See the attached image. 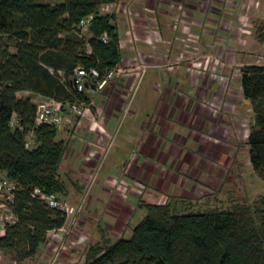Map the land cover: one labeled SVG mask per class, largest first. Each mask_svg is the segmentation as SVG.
I'll return each instance as SVG.
<instances>
[{
	"label": "trees",
	"instance_id": "obj_1",
	"mask_svg": "<svg viewBox=\"0 0 264 264\" xmlns=\"http://www.w3.org/2000/svg\"><path fill=\"white\" fill-rule=\"evenodd\" d=\"M110 2L0 0V175L16 184V222L0 234V251L16 262L37 254L65 221L63 212L31 192L65 194L58 169L68 143L56 137V124L37 123L36 103L17 93L61 101L65 113L74 101L88 102V92L73 86L74 70L89 75L94 69L101 76L120 62L114 15L100 12ZM86 15L91 22L83 37L78 25ZM239 83L252 113L248 161L264 181V65L241 66ZM142 207L146 213L130 237L90 243L73 264H264V196L181 213L169 203Z\"/></svg>",
	"mask_w": 264,
	"mask_h": 264
},
{
	"label": "crops",
	"instance_id": "obj_2",
	"mask_svg": "<svg viewBox=\"0 0 264 264\" xmlns=\"http://www.w3.org/2000/svg\"><path fill=\"white\" fill-rule=\"evenodd\" d=\"M253 3L255 5L251 6ZM108 6L107 11L114 15L120 52L119 64L123 72L111 80L107 84L109 86L101 89L100 104L92 106L96 108L95 117L102 118L104 123L109 118L106 113L110 115L112 110H122L125 89L134 84L137 72L142 69L140 58L158 59L167 56L180 61L177 58L187 52L188 66L195 60L202 66V60L194 58V55L199 57L202 52L203 55L218 52L215 55L221 60L215 65L217 70L212 77L196 73L195 66L189 72V68L184 65L183 69L179 68L175 72L174 83L171 74L164 77L165 89L156 102L149 94L144 107V122L138 130L132 129V145L136 153L131 155L132 161L124 173L120 166L116 169V177L120 178L123 173L124 178H127L121 182L122 188L117 186L116 193L130 191L138 199L137 206L159 203L162 195L166 200H163L164 203L171 205L177 203L176 200L181 203L191 198L215 195L222 190V184L234 185V180H241L238 169L243 166L240 165L234 172L236 165H233L244 161L247 166L249 161L248 156L244 159L237 157V134L243 126L241 121H247L251 117V110L241 94L240 67L264 65L247 62L252 60L246 54L254 47L258 48V53L264 52V0H111ZM253 20H259L254 27L255 39L249 35ZM119 22L124 24L121 33ZM174 33L180 36H174ZM153 44L158 48L150 47ZM259 58L261 60L264 57ZM212 60L210 62L214 66ZM235 63V69L239 72L237 79L234 76L228 77L232 71L231 64ZM154 89L155 87L151 88V93ZM19 93L28 94L22 91L17 93L18 96H27ZM242 109L246 111L243 112ZM77 122L72 123L76 124L75 128H67L71 135L67 137L69 143L64 154L68 165L65 168L66 174L71 172L74 176L84 174L83 169L77 163L75 165L78 153L82 152V156L98 153L100 149L97 142L101 137L95 138L92 132L95 131L94 122L93 126L88 122L77 125ZM74 133L81 134L84 139H75ZM247 133L248 130H245L246 137ZM83 162L85 165L87 157ZM70 163L73 166L71 168ZM74 189L79 192V184H75ZM71 197L68 194V198ZM109 199L107 203H100L103 207L101 214L96 210L98 205L95 204L92 215L96 218L103 216V231H107L110 237L106 232L102 234L98 230L89 234V228L85 234L79 232V235L83 234L82 239L86 238L87 245L101 239L110 242V238H118L124 228L134 201L129 203L126 201L129 200L128 197L121 199L115 195ZM108 214L112 215L111 218L106 216ZM81 223L80 228L85 231V223ZM113 226L120 230L113 229ZM79 238L78 236L72 241L71 245L77 246L76 243L83 241ZM47 254L41 248L37 254L24 261L26 264H44L48 259ZM73 256L69 251V254L62 256L63 263L76 261ZM20 262H16L10 252L0 251V264Z\"/></svg>",
	"mask_w": 264,
	"mask_h": 264
},
{
	"label": "rangeland",
	"instance_id": "obj_3",
	"mask_svg": "<svg viewBox=\"0 0 264 264\" xmlns=\"http://www.w3.org/2000/svg\"><path fill=\"white\" fill-rule=\"evenodd\" d=\"M39 1H46V2H51L53 0H39ZM234 2L237 0H233ZM255 4L253 3L251 6H254ZM107 6H102L100 8V12H109L107 11ZM111 6V5H109ZM108 6V7H109ZM245 9V8H244ZM250 21V18H249ZM259 20H253L251 23H253L252 27L250 26V33L249 35L252 37V39H255V34H254V27L257 25ZM114 23V22H113ZM120 24V25H119ZM124 25V24H123ZM121 22L118 23V28L121 33V29H123V26ZM122 26V28H121ZM174 36L179 37L180 34L174 33ZM190 37L191 34H189ZM188 36V37H189ZM255 42V40H252ZM256 43V42H255ZM257 45V44H256ZM150 47H157L156 44L150 45ZM158 48V47H157ZM12 50V49H11ZM123 49H121L122 51ZM153 51V50H152ZM186 52V51H185ZM124 50L122 51V54H124ZM203 53V52H202ZM202 53H199V57H196L197 55H194V58L202 60L203 64L202 66H199L198 63H196V60L194 61L193 64H190L188 66V61L187 59L188 55L186 53H182L177 59L179 60H172V58H167V56L160 57L158 59L155 58H140L142 61V69H140L137 72L136 76V81L130 88L125 89L126 92H124L125 96V102L123 104L122 110L120 112H117L116 110H112L111 114H105L108 116V120L106 123H104L103 119L100 117H92L89 112L87 114H84L81 116H75L71 113L66 114L65 119H63L60 123L57 124V138H63L68 140V136H70V131L68 132V127H76L75 125H72V123H76L77 125H81L80 123L82 122L83 124H87L89 120V124L93 126V121L95 120L97 125L94 127L95 131H92L96 136L100 137L97 146L100 150H98V153L96 152L94 155H89L86 154L82 156V152L78 153L77 155V162H75V165L77 163V166L80 167L82 172L84 174H79V175H72V174H66V166L67 165V160L64 159L65 155L62 157V160L59 164V169H58V174L60 178L64 181V192L65 194L60 195V199L63 201H68L72 205H81V209L78 212V218L76 219V225L73 226L69 234L66 237L65 243H64V248L59 251L58 256L55 257L54 262L52 264H73L76 262H79L83 260V254L84 250L87 246V243L85 242L86 238L82 239L81 237L83 234H85L86 230H91L89 231V234H92V231H99L102 234L105 232L108 235L107 231H103L104 229V224L102 223L104 221L103 216H100L99 218H96L92 215L93 213V206L95 204L98 205V208L96 209L97 211L100 212L101 214V209L103 208L100 203L102 202L107 203L109 201L110 197L112 195L118 196L121 199H124V197H128L127 202L131 203L132 200L134 201L132 203L133 207L129 213L127 221H125L124 228L120 232V236L124 238H128L131 235V229L143 218L145 215L146 211L142 206H137L138 199L134 198L133 193L130 191L124 192L117 194V186L121 187V182L126 181L127 178H124L123 173L128 169V165L131 163L132 160H130L131 155L136 153V151L133 149L132 142L134 141L132 129H139L140 125L144 122L145 119V105L147 103V99L152 97L154 99V102L159 99V97L163 94V91L165 89L164 83V77L169 73L172 75V83L176 81V76L175 72L179 68H184V65H186L189 68V72L191 69L195 66L196 73H201L202 76H207L212 77V74H215V65L219 63L221 60H219L215 55L217 53H212L213 55H210L211 53H208L209 55H203ZM155 55V53H153ZM248 56V59L252 61H247V62H252V63H264V58L260 60L259 57H264V52L258 53V48H250L249 51L246 53ZM173 56L176 57L175 54ZM212 56V57H211ZM170 57H172L170 55ZM187 57V58H186ZM216 59H215V58ZM161 59V60H160ZM168 59V60H166ZM170 59V60H169ZM213 59V65L210 60ZM164 60V61H163ZM185 61V62H183ZM187 63V64H184ZM237 64H231V69L232 71L230 72V76L237 79V75L239 74L238 70L235 69ZM240 67V66H238ZM235 69V71H234ZM123 70V69H122ZM228 78L227 76H225ZM219 78V77H218ZM156 82V84L154 83ZM168 83V82H166ZM109 86V85H107ZM153 92L151 93V88H154ZM150 91V93H149ZM23 95H27L28 97L33 100L35 103L41 102L43 98H40L38 95H34L31 93H19ZM89 103L93 106L95 104H100L101 99V94L102 91L98 90L95 92L89 91ZM91 99V100H90ZM236 98H234L235 100ZM233 100V99H232ZM246 103L249 102L246 99H243ZM90 107L89 110L92 112L93 116H95V107ZM251 110V109H250ZM243 111V109H242ZM246 109L243 111L245 112ZM248 111V110H247ZM242 112V113H243ZM252 114V113H251ZM90 115V116H89ZM243 115V114H242ZM245 116V115H244ZM249 120L247 121H241L243 123V126H241L239 133L237 134V146L236 150H238L237 157L238 159H244L246 156H248V147L246 144V135L244 134V131L248 130L249 124L252 120V115L251 117H248ZM86 119V120H85ZM98 125H100L102 128H100ZM93 128V127H92ZM68 133V134H67ZM108 133V134H106ZM75 139L78 138H83L81 134H76L74 133ZM93 136V135H92ZM27 142L28 146L32 145V136L28 134L27 136ZM69 143V142H68ZM120 144V145H119ZM80 145V144H79ZM68 147V145H67ZM181 148V147H180ZM87 157V162L84 165L83 159ZM76 158V159H77ZM133 158V157H132ZM73 162V165H74ZM238 163V164H237ZM236 165V166H235ZM240 165L243 167L240 169ZM73 167L71 163L69 164V168ZM120 166L121 170L123 173L122 176L116 177V169ZM233 171L236 172L239 167L238 171L241 174V180H234L235 183L234 185L232 184H222V190L220 192H217L215 195H208L206 198L199 197L198 198H191L186 200L185 202L182 201L181 203L180 200H176L175 202L171 204V207L174 209L176 212H183L185 211L184 209L186 207H189L187 209L190 210H196V209H203L205 207H212V206H218L222 208H226L232 205V203L235 202H248L251 203L255 201L256 199L263 197L264 196V181L252 170L250 163L245 164V162L240 161L236 162L233 167ZM2 174V172H0ZM234 175V173H233ZM1 176V175H0ZM240 178V177H239ZM140 179V178H139ZM232 179L234 177L232 176ZM75 184H79L80 191H76L74 189ZM122 188V187H121ZM68 194H70L72 197L69 199ZM112 194V195H111ZM133 195V196H132ZM163 196V195H162ZM159 200V203H164L163 197ZM151 201V200H150ZM166 202V200H165ZM89 203V206H88ZM135 204V205H134ZM87 206H88V211H87ZM95 210V211H96ZM85 216V219H84ZM107 217L109 216L111 218V214L106 215ZM107 220V218H106ZM81 221H83L86 226L85 231L81 230L80 225L82 224ZM111 222V221H109ZM113 222V221H112ZM101 223V224H98ZM94 225V226H93ZM92 226V227H91ZM108 226V225H107ZM113 229L120 230V228L113 226ZM79 232H82L83 234L79 235ZM95 233V232H94ZM97 233V232H96ZM96 235V234H95ZM58 236L56 231H51L49 232L48 240L47 242L41 246V248H44V251L48 253V259L44 264H50V261L54 258V254H51L50 248L54 247L56 240L58 239ZM80 237V243H76L77 246L71 245V242L74 241L77 237ZM110 237V235H108ZM102 237V236H101ZM115 238H110V242H113ZM49 242V245H47ZM86 243V244H85ZM75 244V245H76ZM69 251L71 254H73L74 258L76 261H72L71 263L64 262L62 261L64 255L69 254ZM19 264H26V261H22Z\"/></svg>",
	"mask_w": 264,
	"mask_h": 264
},
{
	"label": "built area",
	"instance_id": "obj_4",
	"mask_svg": "<svg viewBox=\"0 0 264 264\" xmlns=\"http://www.w3.org/2000/svg\"><path fill=\"white\" fill-rule=\"evenodd\" d=\"M90 22V15H86L80 20L78 25L80 36L85 37L88 35ZM106 38V36H102L104 41ZM122 72L123 70L120 64L104 72L101 76H99V73L94 69H92L90 74L87 75L83 69L77 68L74 70L73 79H75V84L73 83V86L78 91L85 90L88 93L89 91L95 92L104 88V86L109 84L111 80H114V78ZM40 98H43L41 102L36 103L35 121L37 123H51L57 125L65 119V116L68 113L82 117V115L89 112L92 117H95L89 110L92 106L89 101H74L66 106L68 112L65 113L63 109L64 103L61 101L41 96ZM93 122L97 125L95 120ZM98 126L100 127V125ZM15 189V182L10 180L6 175L0 176V234L4 231L7 225H11L16 222V215L13 212V191ZM31 196L45 201L49 207L57 208L65 215L63 225L60 228L53 230L56 231L59 236L54 247L50 248V253L54 254V258L50 261V264H52L55 257L58 256L59 251L64 248V243L70 229L76 225V219L78 218V212L81 209V205H72L68 201L65 202L60 199V196L46 194L39 188H34L31 192Z\"/></svg>",
	"mask_w": 264,
	"mask_h": 264
},
{
	"label": "water",
	"instance_id": "obj_5",
	"mask_svg": "<svg viewBox=\"0 0 264 264\" xmlns=\"http://www.w3.org/2000/svg\"><path fill=\"white\" fill-rule=\"evenodd\" d=\"M73 83L75 84V79H73Z\"/></svg>",
	"mask_w": 264,
	"mask_h": 264
}]
</instances>
